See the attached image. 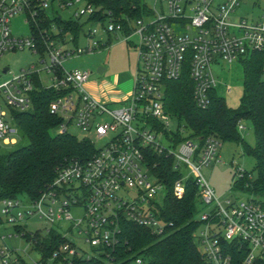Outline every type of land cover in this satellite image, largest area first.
Segmentation results:
<instances>
[{"label":"built area","instance_id":"2783aa9c","mask_svg":"<svg viewBox=\"0 0 264 264\" xmlns=\"http://www.w3.org/2000/svg\"><path fill=\"white\" fill-rule=\"evenodd\" d=\"M148 1L159 3L161 11L149 8ZM243 1L144 0L146 7L142 8L141 17L126 22L112 17L99 20L107 40L97 39L98 30L90 29L85 34L89 39L86 48H63L46 30L45 54L50 63L44 69L51 84H43L65 92L51 104V112L61 118L58 132L73 134L71 130L76 128L82 134L80 139L89 140L94 146L95 139H105L106 143L101 148L95 147L90 155L65 159L57 167L49 188L30 201L31 207L22 208V198L2 200V214L7 222L19 227L15 228L16 237L26 235L27 225L23 222L34 214L49 224L47 233L54 231L62 236L64 241L52 256L35 264H74L76 259H100L103 264H148L139 254H132L127 262L116 261L115 250L121 243L126 221L157 235L165 234L172 225L162 216L163 205L155 201L166 185L154 173L158 163L151 161L153 154L172 156L176 169L186 170L184 177L174 183L176 197H183L188 176L196 179L199 202L208 207L199 214L202 225L195 237L208 263L232 264L226 248L234 242L247 248L243 264L264 259V205L252 196L219 200L202 168L218 161L222 142L213 136L202 147L191 138L177 142L175 133L184 132V128L180 123L176 129L172 128L174 117L165 107L166 82L179 79L187 65L194 82L195 103L206 109L211 104L212 93H217L214 64L241 62L255 52L264 53V8L256 21L241 17L238 23L232 22V14ZM75 3L85 6L75 11L74 18L90 17L96 12L85 0L63 1L62 6ZM47 5L48 0H41L42 8L46 9ZM22 11L34 16L37 10L31 9V0H0V56L8 49L28 47L38 51L34 38L18 39L12 35L10 21ZM112 34L124 35L127 41L133 36L137 38L136 42L131 41L138 53L133 95L116 102L122 103L117 107L91 96L85 87L90 71L67 70L63 66L76 54L107 46ZM35 74L43 82L40 71L31 68L0 84V140L5 145L16 144L19 133L10 110L5 107L20 110L31 107ZM242 129L245 126L239 123V130ZM245 175L246 170L238 167L236 179ZM132 190L137 194L133 199L128 196ZM74 207L83 209L79 220L71 214ZM68 221L72 225L64 231ZM75 230L90 244L92 254L70 236ZM6 238L0 236L3 243L0 264H28L18 249L4 242Z\"/></svg>","mask_w":264,"mask_h":264},{"label":"trees","instance_id":"16d2710c","mask_svg":"<svg viewBox=\"0 0 264 264\" xmlns=\"http://www.w3.org/2000/svg\"><path fill=\"white\" fill-rule=\"evenodd\" d=\"M61 2L67 0H60ZM96 8L88 21L98 22L112 17L126 22L142 16L144 0H85ZM41 0H31V9L37 10L34 16L27 13L32 34L38 51L42 55L47 50V39L59 38L63 43L67 33H72L73 42L83 31L82 17L63 19L61 16L50 20L46 9L40 6ZM52 22L56 23L58 33L50 32ZM244 68V94L238 108H229L224 98L212 93V101L208 108H199L193 97L194 82L188 65L177 80L166 82L165 107L169 114L178 118L184 132L175 133L176 141L191 138L202 147L210 136L221 142L234 141L240 143L244 154L256 161L257 176L246 170V175L236 179V188L254 197L264 205V53L255 52L242 59ZM35 88L31 92L32 105L27 110L10 108L20 136L28 140L23 146L19 141L12 149L0 152V201L16 199L22 196L30 201L38 199L47 190L56 176V170L65 159L90 155L95 146L89 141L79 139L76 135L65 132L54 134L61 124V118L51 112V104L65 92L45 87L40 75H34ZM182 120L184 121L182 125ZM250 121L253 124L256 143H246L239 130V123ZM188 131L187 133L185 131ZM186 133V134H185ZM151 161L157 162L155 175L166 185L167 195L161 212L163 218L172 225L165 234L157 235L151 230L126 221L123 224L121 243L115 250L116 261L127 262L132 254L142 255L148 264H210L202 253L195 237L202 221L200 214V188L193 176L185 179V193L178 198L173 193L176 180L184 177L185 171L176 169V161L172 156L151 155ZM0 215V224L2 222ZM19 229L18 226L15 227ZM26 238L39 249L44 258L52 256L56 248L64 241L54 231L41 236L40 233H26ZM232 258V264H243L247 248L240 243H231L226 248ZM100 259H76L74 264H103ZM255 264H264L259 259Z\"/></svg>","mask_w":264,"mask_h":264},{"label":"rangeland","instance_id":"374dc122","mask_svg":"<svg viewBox=\"0 0 264 264\" xmlns=\"http://www.w3.org/2000/svg\"><path fill=\"white\" fill-rule=\"evenodd\" d=\"M220 1V0H219ZM148 7L155 9L156 12L161 11L159 3L154 1H148ZM84 3H75L71 6L64 7L60 0H48L46 7V14L50 20L55 19L57 16H61L67 20L73 17V14L80 7H84ZM262 8H264V0H244L237 8L236 12L232 14V22L238 23L241 17H246L249 20L256 21L262 14ZM84 23L83 31L80 32L76 43L73 42L72 33H67V42L63 43L59 38L56 39L58 44L63 48L75 49L86 48L89 44V39L85 34L90 29H97V39L104 38L107 40V34L104 32L102 22L88 21V16L82 17ZM10 29L13 37L18 39L32 38V29L29 22L26 11H22L16 14L10 21ZM50 32L58 33L56 29V23L52 22V27L49 28ZM126 36L121 34H112L111 40L107 46L98 48L94 52H85L82 54H76L75 57L67 59L63 66L67 70L81 69L90 71V77L85 83V87L93 98L99 102H110L112 106L117 107L122 103H116L121 100L129 99L133 95L135 77L138 69V53L137 49L131 43L136 42L135 36L127 41ZM44 60L46 62H44ZM50 60L48 55L45 57L40 51L36 49H30L28 47L17 50H5L0 56V84L6 80L12 79L15 75L21 74L23 70L34 68L40 71L43 83L46 85L51 84L50 75L45 71L46 64H49ZM105 68L104 72H99V67ZM213 70L217 79V94L224 98L229 108L236 109L241 104V99L244 94V68L240 61L233 63H225L221 65L214 64ZM228 87L231 88L228 91ZM5 107V106H4ZM7 111L8 108L5 107ZM179 119L174 118L172 120V128L176 129L179 126ZM184 121L182 120V125ZM243 125L245 129L240 130V134L243 140L249 145H255L256 135L252 122L244 121ZM79 139L82 138V134L76 128L71 130ZM188 132L187 130L185 131ZM54 134L58 133V129L53 131ZM185 133V134H186ZM18 146H23L28 143V140L20 136L18 133ZM95 147L101 148L106 143V140H94ZM167 144V141L164 140ZM11 146H6L0 140V152L12 149ZM256 161L253 157L244 154L242 145L234 141H224L219 150L218 161H214L211 166H204L202 173L208 180L209 184L216 191V195L219 200L224 202L227 198L246 199L250 197V194L236 188L233 183V176L236 173L238 167L243 168L252 173L253 177L257 176L255 171ZM166 189L161 190L157 197L156 202L164 204L166 199ZM130 198L137 196L135 191L128 193ZM20 206L22 208L31 207L28 197H21ZM208 206L199 204L200 211H203ZM2 202L0 201V215L2 222L0 224V236L6 235L7 238L4 242L13 249H18L21 252L22 257L28 264H35L44 258L43 253L37 249L26 236L19 235L16 237V230L13 225H10L5 215L2 214ZM73 218L79 220L83 216V209L80 207H74L71 209ZM199 217V215L197 216ZM27 225V233H40L41 236L47 235V228L49 224L41 218L38 214H34L26 221L23 222ZM72 225L70 221L65 223L64 231ZM13 234V237H9ZM77 243L81 245L89 254L93 253L90 244L83 241L82 237L76 230L71 234ZM0 240V246H2ZM49 264H62V263H49Z\"/></svg>","mask_w":264,"mask_h":264},{"label":"crops","instance_id":"0c3cea01","mask_svg":"<svg viewBox=\"0 0 264 264\" xmlns=\"http://www.w3.org/2000/svg\"><path fill=\"white\" fill-rule=\"evenodd\" d=\"M104 71H105V68H104V67H102V66H100V67H99V72H101V73H102V72H104Z\"/></svg>","mask_w":264,"mask_h":264}]
</instances>
